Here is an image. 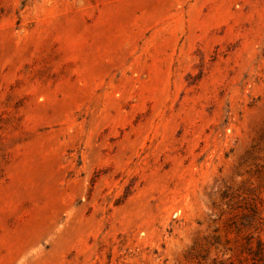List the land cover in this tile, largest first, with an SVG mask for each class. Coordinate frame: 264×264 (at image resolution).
Listing matches in <instances>:
<instances>
[{"label": "rangeland", "instance_id": "374dc122", "mask_svg": "<svg viewBox=\"0 0 264 264\" xmlns=\"http://www.w3.org/2000/svg\"><path fill=\"white\" fill-rule=\"evenodd\" d=\"M264 241V0H0V264H220Z\"/></svg>", "mask_w": 264, "mask_h": 264}, {"label": "trees", "instance_id": "16d2710c", "mask_svg": "<svg viewBox=\"0 0 264 264\" xmlns=\"http://www.w3.org/2000/svg\"><path fill=\"white\" fill-rule=\"evenodd\" d=\"M247 256L244 258H237V261H230L229 263L221 262L220 264H264V241L259 239L255 246L250 245V241L246 246Z\"/></svg>", "mask_w": 264, "mask_h": 264}]
</instances>
